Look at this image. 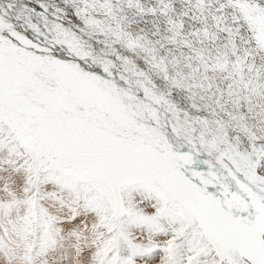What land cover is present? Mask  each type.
I'll use <instances>...</instances> for the list:
<instances>
[{
    "label": "snow or ice",
    "instance_id": "snow-or-ice-1",
    "mask_svg": "<svg viewBox=\"0 0 264 264\" xmlns=\"http://www.w3.org/2000/svg\"><path fill=\"white\" fill-rule=\"evenodd\" d=\"M0 264H264V0H0Z\"/></svg>",
    "mask_w": 264,
    "mask_h": 264
}]
</instances>
